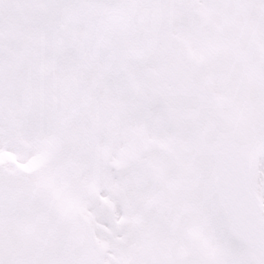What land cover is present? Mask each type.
<instances>
[{"label": "snow or ice", "instance_id": "snow-or-ice-1", "mask_svg": "<svg viewBox=\"0 0 264 264\" xmlns=\"http://www.w3.org/2000/svg\"><path fill=\"white\" fill-rule=\"evenodd\" d=\"M0 264H264V0H0Z\"/></svg>", "mask_w": 264, "mask_h": 264}]
</instances>
